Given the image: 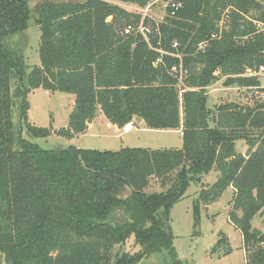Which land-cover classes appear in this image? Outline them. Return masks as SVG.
I'll use <instances>...</instances> for the list:
<instances>
[{"label": "trees", "instance_id": "1", "mask_svg": "<svg viewBox=\"0 0 264 264\" xmlns=\"http://www.w3.org/2000/svg\"><path fill=\"white\" fill-rule=\"evenodd\" d=\"M115 1L143 9L151 0ZM28 2L0 0L4 264H139L163 251L171 264H187L172 245L170 211L211 171L217 178L195 199L193 226L202 206L232 188L228 220L241 235L246 264H264V231L251 225L264 216V102L207 106V88L221 78L225 87L260 88L246 69L264 67V4L162 0L165 17L145 19L151 28L144 37L124 34L139 16L106 0H38L40 64L27 72L5 40L27 29ZM37 89L74 97L67 127L54 131L59 137L83 134L100 112L118 129L140 118L149 130H181L182 147L43 149L31 140L53 130L28 122L27 97ZM237 141L248 147L244 155L235 151ZM152 180L165 190L146 194ZM132 236L140 251L113 253Z\"/></svg>", "mask_w": 264, "mask_h": 264}, {"label": "rangeland", "instance_id": "2", "mask_svg": "<svg viewBox=\"0 0 264 264\" xmlns=\"http://www.w3.org/2000/svg\"><path fill=\"white\" fill-rule=\"evenodd\" d=\"M57 1L78 2V0ZM106 1L124 8L135 16H139V22L131 25L132 32L134 33L142 30L145 34L151 28L150 24L143 26L145 19L153 24H157L165 17L166 4L162 0H151L147 7L143 9L115 0ZM256 1L264 4V0ZM37 2L38 0H29L28 2L31 19L29 20L27 29L5 40V44L13 53L23 58L22 60L27 67V72L32 67L39 66L40 64L38 55L40 30L35 25L34 14V6ZM258 79L260 88L253 89L237 88L235 86L224 87L222 82L225 79L221 78V80L212 84L215 85L214 88L217 95H213L214 92L213 96L209 94L207 105L212 109H216V107L226 103L253 106L264 102V74L259 75ZM210 87H208L207 93L210 92ZM27 101L29 104L28 122L36 127L53 130V133L45 139L31 140L43 149L75 147L83 150L115 152L122 148H149L158 150L181 149L182 147V137L178 132L148 129L140 133L132 131L129 134L123 135L121 132L115 131L114 126L112 127L100 112H97L91 120V122L93 121L91 129L72 139H65L57 136L54 131L67 127L74 97L64 93L51 94L42 89H37L29 93ZM13 127L16 133L18 128L17 108L13 110ZM22 137L27 138L25 130L22 132ZM243 145L246 146L243 141L235 142V151L242 154ZM247 149L248 147L246 146ZM216 178L217 173L211 171L202 177L199 184L191 183L183 199L172 207L170 211V228L173 235L172 245L178 259L187 264H246V254H244L245 252L242 249L241 235L239 231L232 227L228 220L229 205L233 195L232 188H227L216 202L202 206L199 212L198 225L196 227L193 226V203L202 190L215 183ZM164 190L160 187L159 181L152 180L150 186L144 192L152 194L161 193ZM128 218L126 216L124 219ZM251 225L255 230L264 231V216H255ZM223 238H225V243L221 242L218 245L217 242L220 239L224 240ZM140 250L141 248L135 244L134 237L132 236L126 243L115 246L113 253L134 254ZM227 250H229V253L225 254ZM0 264H4L1 254ZM139 264L171 263L168 253L163 251L143 259Z\"/></svg>", "mask_w": 264, "mask_h": 264}, {"label": "crops", "instance_id": "3", "mask_svg": "<svg viewBox=\"0 0 264 264\" xmlns=\"http://www.w3.org/2000/svg\"><path fill=\"white\" fill-rule=\"evenodd\" d=\"M222 85L224 86V83L222 82ZM214 86L215 85H212L210 88H211V90H210V92L209 93H207L208 94V98H209V94H213V92H214V94L213 95H217V93L215 92L216 91V89L214 88ZM225 87V86H224ZM208 89V88H207ZM212 95V96H213ZM208 106V105H207ZM209 107V106H208ZM210 108V107H209ZM93 125V121L91 122V124H89V125H87V130L86 131H88L89 129H91V126ZM109 126V125H108ZM112 127H113V125H112ZM114 129H115V131H119V132H121L123 135H126V134H129L130 132H132V131H138V133H140L141 131H145V130H148V129H146L145 128V126H144V123H143V121L141 120V121H138V120H136V123H131V124H129V125H127L126 127H124L123 129H118L117 127H115L114 126ZM164 132H170V131H164ZM173 132H178L180 135H181V130H179V131H173ZM242 145V144H241ZM245 151H246V146L245 145H243L242 146V154H244L245 153ZM233 193V192H232ZM233 196V195H232ZM233 227V226H232ZM234 228V227H233ZM235 229V228H234ZM264 230V229H263ZM262 232V231H261ZM245 254V253H244Z\"/></svg>", "mask_w": 264, "mask_h": 264}, {"label": "built area", "instance_id": "4", "mask_svg": "<svg viewBox=\"0 0 264 264\" xmlns=\"http://www.w3.org/2000/svg\"><path fill=\"white\" fill-rule=\"evenodd\" d=\"M130 32H132V27L129 25L125 28L124 34H129ZM138 32L145 37V34L142 30H139ZM261 74H264L263 66H260L256 71L246 69V76L248 77H258Z\"/></svg>", "mask_w": 264, "mask_h": 264}, {"label": "water", "instance_id": "5", "mask_svg": "<svg viewBox=\"0 0 264 264\" xmlns=\"http://www.w3.org/2000/svg\"><path fill=\"white\" fill-rule=\"evenodd\" d=\"M137 120H138V121H141L140 118H138ZM90 123H91V119L89 118V119L87 120V124H90Z\"/></svg>", "mask_w": 264, "mask_h": 264}]
</instances>
